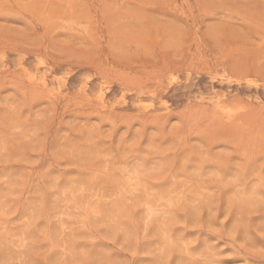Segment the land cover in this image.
Instances as JSON below:
<instances>
[{
    "label": "rangeland",
    "instance_id": "1",
    "mask_svg": "<svg viewBox=\"0 0 264 264\" xmlns=\"http://www.w3.org/2000/svg\"><path fill=\"white\" fill-rule=\"evenodd\" d=\"M0 264H264V0H0Z\"/></svg>",
    "mask_w": 264,
    "mask_h": 264
}]
</instances>
